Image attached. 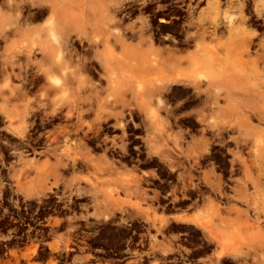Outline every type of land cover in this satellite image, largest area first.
Here are the masks:
<instances>
[{"label":"rangeland","instance_id":"rangeland-1","mask_svg":"<svg viewBox=\"0 0 264 264\" xmlns=\"http://www.w3.org/2000/svg\"><path fill=\"white\" fill-rule=\"evenodd\" d=\"M63 2L55 0L54 4L60 6ZM112 2L117 28L125 29L126 35L130 36L133 57L132 95L121 123L111 117L98 128L91 125L78 128L74 101H0V216L18 214L22 223L28 222L31 215L39 219L45 217V222L52 225L53 234L64 230L63 234L53 235L48 242L52 257L44 262L47 256H36L40 242L44 241L43 236L41 240L36 236L25 244L13 245L12 225L9 226L0 235L5 244L0 250V264H122L123 261L71 257L75 251L70 250L75 247L73 242L79 238L77 233L81 234V230L86 231L84 236L91 240H102L98 246L122 248L123 234L117 237L113 232L105 235L117 226L123 233L127 228L145 232L142 237H147L149 242L142 247H148L147 254H153V259L158 254H165L166 264H179L176 257L185 262L181 254L188 255V247H195L193 253L197 257L210 254L206 261L200 260L201 264H264V206L259 203H264V157L262 160L259 158L262 163L253 157L255 151L259 152L264 147V124H258L253 118L251 123L257 125L253 131L255 126L248 128L241 122V117L226 115V109L213 117L207 105L200 104L201 99L206 98L212 81L222 76L221 72L230 64L250 68L247 56L240 53L238 35L241 28L255 33L253 50L258 47L255 42L264 38V27L259 22H240L237 8L227 6L226 0H221L219 35L213 40L209 35L212 29L209 20L204 15L199 16V12L207 11L206 0ZM72 3L79 8L74 13H78L85 24H90L97 0H72ZM99 4H104V1L99 0ZM50 7L38 4L29 9L44 17L50 12ZM231 23L237 28H234L236 34L231 31L226 35L228 24L233 30ZM91 35L83 39L73 35L71 42L87 52L95 47ZM6 40V34L0 36V51ZM33 50L37 54V48ZM199 52H203V57L197 55ZM237 58L242 61L241 66ZM144 59L148 60L143 63ZM223 61L228 62L225 65ZM258 66L264 68L262 62ZM30 71L34 76L32 87L35 81L46 82L36 67ZM2 72L0 67V74ZM209 72L217 76H211ZM36 74L39 77H35ZM211 88L215 90L216 86ZM220 100L223 109L225 102ZM105 103H109L112 109L121 107L112 106V102ZM7 110L11 113L24 111L23 132L13 129V121L6 117ZM86 114L91 115L92 112ZM230 122L237 125L231 127ZM154 124L164 126V131L152 130ZM221 125H225V130L220 128ZM239 125H245L246 130L245 127L244 130L239 129ZM248 129L252 132L248 133ZM91 143L96 146L85 151L110 157L111 164L95 165L80 162L81 159L72 163L71 159L81 157L82 146ZM261 152L264 154V149ZM35 156L52 160L62 157L67 164L38 165L30 162V158ZM128 165L132 168L131 177L127 175ZM40 173H45L47 180L39 192L22 189L23 184L31 183L30 179ZM94 192H101V196H95ZM124 192L133 193L126 196ZM246 194L247 197L244 196ZM103 199L113 205V211H98L103 207ZM168 201L167 207L172 204L181 208L190 203L186 212L201 209L195 220L190 219L196 223L195 232L185 235L189 240H182L181 250L175 243L183 235L168 234L177 229V219L172 216L174 208L166 207L168 215L160 211L159 205ZM47 205H50L49 210H41ZM125 206L130 208L124 210ZM19 228L21 232L26 227ZM159 235H173L174 248L169 246L164 248V252L159 250L153 240ZM136 248L140 246L132 245V250L136 251ZM133 264L148 263L138 258Z\"/></svg>","mask_w":264,"mask_h":264},{"label":"crops","instance_id":"crops-1","mask_svg":"<svg viewBox=\"0 0 264 264\" xmlns=\"http://www.w3.org/2000/svg\"><path fill=\"white\" fill-rule=\"evenodd\" d=\"M54 1L0 0V36L6 34L7 38L5 46L0 51V67L3 69L0 74V101H74L77 107L76 126L78 128H84L86 125L98 128L111 117H114L118 124L121 123L132 95V45L125 29L117 28L113 17L114 3L112 0L107 2L103 0L104 4L100 5L97 0L95 12L92 14L93 19L90 24H85V20L76 13L79 8L74 6L72 0H64L60 6L55 5ZM38 4L52 6V10L50 9V12L41 18L29 9ZM74 10H76L75 13ZM89 26L91 28H88ZM89 34H92L90 38L95 43L92 50L85 52L79 45L71 42L73 35L83 39ZM35 47L37 54L33 51ZM35 67L41 72L42 76H40L46 82H35V86L32 87L34 76L31 75L30 70ZM35 77H38V74ZM105 102H112V106L121 107L112 109L109 108V103ZM89 111L92 112L91 115L86 114ZM6 117L10 122L13 121L12 126L15 131L23 132L26 119L24 111L11 113L7 110ZM151 129L157 132L164 131V126L159 127L154 124ZM53 130L56 131V128ZM95 146V143L82 146L81 157L71 159L72 163H77L81 159L80 162L89 164H111L112 158L95 153L89 154L90 152L85 151L86 148ZM30 162L38 165L67 164V160L62 157H55L52 160L49 157L35 156L30 158ZM124 174L126 175L125 172ZM127 175L130 177L132 175L131 165H128ZM30 180L31 183L23 184L22 189L28 192H39L44 187L47 177L45 173H40ZM94 193L95 196H101V192ZM132 193L124 192L126 196H131ZM103 203V207H99L98 211H113V205H110L107 200L103 199ZM170 206L174 208L173 211H177H172L173 218L177 219L175 223L177 229L168 234L183 235L179 237L181 239L178 238L180 242L176 238L178 242L175 244L180 249L182 240H189V237L185 235L194 234L196 223L190 219L196 218L197 212L201 209L186 212L188 206L181 208H178V205ZM128 208L130 206H125L124 210ZM160 208L164 214L168 212L163 204ZM180 227L183 228L182 231ZM112 232L116 237L122 234L123 238L128 237L126 230L123 233L118 226L110 233L106 232L105 235H111ZM174 239L173 235H159L153 240L157 248L163 251L165 247L173 245ZM146 240L148 243L147 237ZM147 250L148 247L131 250V257L122 264H133L138 258L146 260L148 264H152L151 262L166 264L165 254H158L153 259V254L149 256ZM187 250L189 251L190 248L188 247ZM182 254L181 256L187 257L186 254ZM207 255L210 254L200 255L199 260L206 261ZM46 261L47 258L44 259V262Z\"/></svg>","mask_w":264,"mask_h":264},{"label":"bare ground","instance_id":"bare-ground-1","mask_svg":"<svg viewBox=\"0 0 264 264\" xmlns=\"http://www.w3.org/2000/svg\"><path fill=\"white\" fill-rule=\"evenodd\" d=\"M220 1V0H219ZM228 1V0H227ZM232 1V0H231ZM231 1H229V3L231 4V3H233V2H231ZM235 1V0H234ZM239 1V2H238ZM212 2H214L215 3V1H212ZM236 2V1H235ZM237 2H238V5H239V17H240V22H246V21H249V22H252V16L251 15H255V16H258V17H261L263 20H264V0H237ZM218 5V4H217ZM216 5V6H217ZM52 8V6L50 7V9ZM38 9V8H37ZM42 9H44V7L42 8ZM218 9V8H217ZM52 10V9H51ZM214 10H216L215 8H214ZM39 11V10H38ZM46 11H49V9H47ZM46 11H44V12H46ZM206 12H208V11H206ZM217 12H220V11H217ZM216 12V13H217ZM28 13H30V12H28ZM47 13V12H46ZM216 13H215V15L214 16H216L217 17V15H216ZM34 14V13H33ZM37 14V13H36ZM48 14V13H47ZM219 16H220V13H217ZM207 16V15H206ZM42 17V16H41ZM211 17V16H210ZM254 17V16H253ZM44 18V17H43ZM206 18H208V17H206ZM256 18V17H255ZM212 19V18H211ZM217 19H219V18H217ZM257 19V18H256ZM259 19V18H258ZM218 21V20H217ZM248 22V23H249ZM256 22V21H255ZM253 24V23H252ZM212 25H217L216 23L215 24H213L212 23ZM232 23H231V29H233V30H227L228 31V33L229 32H231V31H233L234 32V28H236V26L235 27H232ZM228 26H229V28H230V25L228 24ZM227 26V27H228ZM216 27H218V26H216ZM215 27V28H216ZM211 29V28H210ZM237 29V28H236ZM212 30V29H211ZM210 30V31H211ZM209 31V32H210ZM212 31H214V28H213V30ZM218 31V30H217ZM238 32V31H237ZM216 33H218V32H216ZM232 33V32H231ZM235 33V32H234ZM239 33V32H238ZM210 34V33H209ZM215 34V33H214ZM236 34V33H235ZM211 35H213V33L211 34ZM210 35V36H211ZM238 35V34H237ZM214 36H216V35H214ZM218 36V35H217ZM217 36H216V38H217ZM239 36V38H240V53L242 54V56H244V55H246L247 56V58H248V62L250 63V68H244V66H243V68H239V67H237L236 65H234V64H230L231 63V61H232V59H229V60H231V61H229L230 63V65H229V67H226L225 69L226 70H224V65H222L223 67L221 68V69H223L224 71L223 72H221L222 73V76H220V78H219V82L217 83V82H215L214 80L212 81V85H210V87L207 89V91H206V95H207V97H206V99H207V106L209 107V111H211V109L213 110V111H215L214 109H217L216 107L218 106V103H219V101H221V100H219V96L220 95H222V98L221 99H223L224 100V102H225V107L223 108V109H221L220 107H218V108H220L221 110H220V113H221V111L223 110V112H224V109H226V115H228V116H233V115H236V117H241L240 119H242L241 120V122H243V124H247L248 126V128H249V126H255L254 128L253 127H251V128H253V131H254V129H256V127H257V125H254L253 123H251L252 122V119L254 118V119H256L258 122V124L259 123H261V124H264V68L263 69H260L259 68V66H258V63H260V62H262V65H264V38H260L261 40L258 42V41H256L255 42V44L258 46L256 49H251V46L254 44V41H253V37L255 36V33L254 32H247L244 28H241V31H240V34L238 35ZM228 38V37H227ZM226 38V39H227ZM234 39H235V37H234ZM214 40V39H213ZM83 42V41H82ZM232 41H230L228 44H230ZM235 42V41H234ZM227 43V42H226ZM236 44L237 43H235L234 45L236 46ZM233 45V44H232ZM233 45V46H234ZM202 46H203V44H202ZM202 46L200 47V48H202ZM234 46V47H235ZM226 47V46H225ZM232 47V46H231ZM234 47H232L231 49H233ZM256 47V46H255ZM206 48V47H205ZM218 48V47H217ZM217 48H216V50H217ZM207 49V48H206ZM209 49H210V45H209ZM202 50V49H201ZM234 50H235V48H234ZM34 51V50H33ZM198 51V50H197ZM200 51V50H199ZM203 51V50H202ZM206 51V50H205ZM210 51H211V49H210ZM232 51V50H231ZM236 51V50H235ZM207 52V51H206ZM220 52V51H219ZM222 52V51H221ZM220 52V53H221ZM201 53H203V52H201ZM200 52H199V54H197V55H200V57H203V56H201V55H203V54H201ZM215 53H217V52H215ZM236 53H237V51H236ZM207 54V53H206ZM212 54V53H211ZM240 54V55H241ZM135 54H133V56H134ZM192 55H193V52H192ZM196 54H195V56H197ZM208 55V54H207ZM219 55V54H218ZM225 55V54H224ZM237 55V54H236ZM213 56V55H212ZM237 56H239V54L237 55ZM135 57H136V55H135ZM134 57V58H135ZM138 57V56H137ZM141 57V56H140ZM199 57V58H200ZM209 57H211V56H209ZM230 57H231V54H230ZM232 57H233V55H232ZM231 57V58H232ZM133 58V57H132ZM143 58V57H142ZM207 58H208V56H207ZM217 58H219L218 56H217ZM225 58H226V56H225ZM224 58V60H228V58H226L225 59ZM243 58V57H242ZM140 59V58H139ZM191 59V58H190ZM189 59V60H190ZM221 59H223V58H221ZM238 59V58H237ZM135 60H136V58H135ZM134 60V61H135ZM145 60L146 59H144V62L143 63H145ZM148 60V59H147ZM146 60V61H147ZM198 60V59H197ZM196 60V61H197ZM200 60H202V59H200ZM200 60H198V61H200ZM218 60H220V59H218ZM140 61H143V60H141L140 59ZM194 61V60H193ZM205 60H203V62H204ZM206 61H208V59L206 60ZM214 61H215V59H214ZM220 61H222V60H220ZM238 61H239V59H238ZM238 61L237 60H235V63L237 62L238 63ZM241 61V60H240ZM239 61V62H240ZM191 62V61H190ZM189 62V63H190ZM203 62H202V64H203ZM225 62L227 63L228 61H223V64H225ZM242 62V61H241ZM241 62H240V66H241ZM139 63V62H138ZM147 63V62H146ZM212 63V62H211ZM210 63V64H211ZM213 64H215V62H213ZM222 64V63H221ZM239 64V63H238ZM242 64H247V63H242ZM201 65V64H200ZM212 65V64H211ZM226 65V64H225ZM249 65V64H248ZM251 65H252V67H251ZM260 65V64H259ZM205 66V65H204ZM228 66V65H227ZM246 66V65H245ZM209 67H211V66H209ZM261 67V66H260ZM203 68V67H202ZM207 68V67H206ZM205 68V69H206ZM214 68H215V66H214ZM192 69V68H191ZM212 69V68H211ZM187 71V70H186ZM208 71V70H207ZM189 72V71H188ZM202 73V72H201ZM210 73V75L212 76H214L215 74L213 73V72H209ZM217 73V72H216ZM42 76V75H41ZM178 76V75H177ZM215 76H217V75H215ZM214 76V77H215ZM38 77H39V75H38ZM41 78V77H40ZM197 78V77H196ZM215 79H216V77H215ZM34 80V79H33ZM197 80V79H196ZM195 80V81H196ZM193 81V80H192ZM198 81H200V79L198 80ZM209 81V78L207 79V82ZM210 81V82H211ZM36 82V81H35ZM198 84V82H195V84ZM200 83V82H199ZM193 84V83H192ZM214 84V85H213ZM217 84L218 85H220L219 87H217ZM199 85V84H198ZM212 86H216V89L215 90H213V88H211ZM198 87V86H197ZM198 88H200V87H198ZM197 89V88H196ZM202 92V91H201ZM201 103V102H200ZM205 104V103H204ZM221 105V104H220ZM202 106H205V105H202ZM223 105H221V107H222ZM201 108V107H200ZM212 112V111H211ZM216 112V111H215ZM219 112V111H218ZM210 114V113H209ZM219 114V113H218ZM216 116V115H215ZM215 116H213V117H215ZM227 116V117H228ZM217 117H220V115L219 116H217ZM223 117V116H222ZM229 117V118H230ZM235 117V118H236ZM238 117V118H239ZM225 118H226V116H225ZM225 118H224V121L223 122H225ZM234 118V117H233ZM233 118H230V119H233ZM237 118V119H238ZM223 119V118H222ZM230 119H226L227 120V122H229V120ZM240 119L238 120V121H240ZM219 120V119H218ZM233 120H235V119H233ZM220 122H222L221 120H219ZM218 121V122H219ZM231 121V120H230ZM219 122V123H220ZM225 123V124H228V123ZM232 122V121H231ZM230 122V123H231ZM236 122V121H235ZM218 124V123H217ZM223 124V123H222ZM238 124H240V123H238ZM253 124V125H252ZM233 125H237V124H233V123H231V124H229V126H233ZM241 125V124H240ZM239 125V126H240ZM223 125H221L220 127H222ZM227 126V125H226ZM224 127H225V125H224ZM243 127H245V130H246V126L244 125H242V126H240V128L239 129H243ZM259 127V126H258ZM223 128V127H222ZM227 128V127H226ZM236 128V127H235ZM261 128V127H260ZM224 130H225V128H224ZM231 130V129H230ZM244 130V129H243ZM242 130V131H243ZM258 130V129H257ZM227 131V130H226ZM250 131V129H248V133H251V132H249ZM243 132H245V131H243ZM241 133V132H240ZM256 133V132H255ZM260 133H261V131H260ZM257 140V139H256ZM252 141H253V139H252ZM258 143V142H257ZM257 145V144H256ZM261 145V144H260ZM259 145V146H260ZM258 146V145H257ZM262 146H264V145H262ZM261 147V146H260ZM256 149H259V148H256ZM261 149V148H260ZM263 149H264V147L261 149V150H259V152H257V151H255L254 153H253V157L254 158H260L261 160L263 159V157H264V154H263V152H261V151H263ZM248 154V153H247ZM256 160H259V159H256ZM260 160V162L259 163H262L263 161H261ZM244 196H246L247 197V194L246 195H244ZM259 203L261 204L262 203V206H264V203H263V201L262 202H260L259 201ZM262 208H264V207H262ZM264 212V211H263Z\"/></svg>","mask_w":264,"mask_h":264},{"label":"flooded vegetation","instance_id":"flooded-vegetation-1","mask_svg":"<svg viewBox=\"0 0 264 264\" xmlns=\"http://www.w3.org/2000/svg\"><path fill=\"white\" fill-rule=\"evenodd\" d=\"M206 1L208 3V8H207L208 12H205V13L199 12V16L204 15L205 17H208L207 19L209 20V22L211 24L212 30L214 28V31L211 30L209 32L210 33L209 35H211L213 33V35H211L210 37H211V39H216V36L219 35V23H218L219 19H217V18H219V15L217 13H220L217 11H220L221 0L220 1L219 0H206ZM212 1H215V3ZM229 1H231V0H228V1L226 0L227 6H234L237 8V10L239 12V5H238L239 1L237 2V0H235L236 1L235 2L234 0H232L231 2H233V3H231V4L229 3ZM214 8L216 10H214ZM182 10H184V9H182ZM215 13H216L217 17L214 16ZM251 16L253 18L251 24L259 22V25L264 27V20L261 17L255 16V15H251ZM160 21H163V20H160ZM163 22H168V21H163ZM212 23L213 24L216 23L217 25L214 26V25H212ZM216 26H218V27H216ZM227 30L229 31L230 28L226 29V35L228 32ZM216 32H218V33H216ZM177 33L179 34L180 31H178ZM214 35H216V36H214ZM182 39H184V38H180V39L178 38V40H182ZM220 76L215 79V82L218 83L220 81L219 80ZM221 98H222V95L219 96V100ZM200 104H201V106L202 105L206 106L207 105V99L206 98L201 99ZM220 104L223 105L219 101L218 106L216 107L217 109H214L216 112L211 109L212 112L211 111L209 112L210 116L218 115V113H219L218 111L221 110ZM218 107H220V108H218ZM220 128L222 130H224V127L223 128L220 127ZM256 159H259V158H256ZM169 202L170 201L165 202L163 204V206L167 207ZM193 202H194V200L190 203H193ZM190 203H188V204H190ZM188 204L183 205V206H187ZM159 207H162V205H159ZM169 207L171 208V206H169ZM78 208H79V206H78ZM178 208H179V205H178ZM49 209H50V205H47V206H44L41 210L46 212ZM34 214H36V211L34 212ZM11 225H12V227L10 228V230L13 232V235H12V243H14L13 245L18 246V244H23V243L25 244L26 242H28V240H31L32 237H33V239H35L34 237H36V236H39V240H41V236H43L42 238L44 239V241L40 242V246L38 248V253L36 254V256L44 254L45 256H47L45 258H49V257L51 258L52 257L51 251H49V247L47 246V244L53 238V235L63 234V232H64V230H61V231L53 234L54 231H53L52 225L45 222V217L42 219H39V217L31 215L28 217V222L22 223V219L20 218V216L18 214H15L14 216H7V217H4L3 215L0 216V235H3V230L4 229L8 230V227ZM20 226H25L26 228H23L21 230V232H19ZM80 233L81 234L77 233L79 238L76 240V242H73L75 247L70 248L71 251H75L74 254H71V257L75 256L76 258L100 259V260H106V261L108 260V261H113V262L114 261H126L131 257L130 252L132 250V245L142 247L144 244L145 245L147 244L146 237H142V235H146L145 232H140V231L137 232V231L132 230L130 228H127L126 234L128 235V237L123 240V242H124L123 247L117 248V249L116 248H105L103 246H98L99 242H102V240H100V241L99 240H91L90 238L84 236V234H86V231H83V230H81ZM181 234H183V233H181ZM135 235H136V237L133 238ZM47 238L49 240H46ZM184 240H186V239H184ZM3 241H4V238L0 236V250L2 249L3 245H5V244H3ZM42 251H43V253H42ZM189 251L190 252L188 253L187 257L186 256L182 257L183 259L186 260V263L183 260H181L180 258L176 257L178 259L177 260L178 263L179 264H201L200 260H199V259H201L200 256L197 257V256H195V253H193L195 251V247L190 248ZM63 256H64V254L61 255V257H63ZM172 260H174V259H172ZM92 264H96V263H92Z\"/></svg>","mask_w":264,"mask_h":264}]
</instances>
